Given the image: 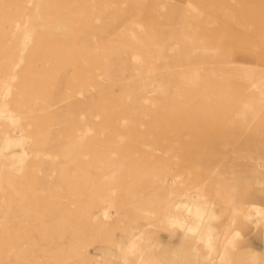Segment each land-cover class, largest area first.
Returning <instances> with one entry per match:
<instances>
[{"label":"rangeland","instance_id":"obj_1","mask_svg":"<svg viewBox=\"0 0 264 264\" xmlns=\"http://www.w3.org/2000/svg\"><path fill=\"white\" fill-rule=\"evenodd\" d=\"M0 264H264V0H0Z\"/></svg>","mask_w":264,"mask_h":264},{"label":"crops","instance_id":"obj_2","mask_svg":"<svg viewBox=\"0 0 264 264\" xmlns=\"http://www.w3.org/2000/svg\"><path fill=\"white\" fill-rule=\"evenodd\" d=\"M208 221H209V218H208ZM203 230H204V233H208L209 227L206 225L203 227Z\"/></svg>","mask_w":264,"mask_h":264}]
</instances>
